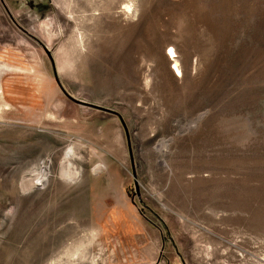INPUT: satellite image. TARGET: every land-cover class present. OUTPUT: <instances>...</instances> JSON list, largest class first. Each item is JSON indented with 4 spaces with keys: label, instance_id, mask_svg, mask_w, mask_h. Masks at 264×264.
<instances>
[{
    "label": "rangeland",
    "instance_id": "rangeland-1",
    "mask_svg": "<svg viewBox=\"0 0 264 264\" xmlns=\"http://www.w3.org/2000/svg\"><path fill=\"white\" fill-rule=\"evenodd\" d=\"M0 264H264V0H0Z\"/></svg>",
    "mask_w": 264,
    "mask_h": 264
},
{
    "label": "bare ground",
    "instance_id": "bare-ground-1",
    "mask_svg": "<svg viewBox=\"0 0 264 264\" xmlns=\"http://www.w3.org/2000/svg\"><path fill=\"white\" fill-rule=\"evenodd\" d=\"M170 53L171 54H173L174 53V51L172 50V49H170ZM167 55H169V54H167ZM170 56V55H169ZM172 63L174 64V66H175V70H177V72H180V70H179V68H178V64H177V61L176 60H172ZM176 72V73H177ZM164 147V146H163ZM37 176H38V174H37ZM39 177V176H38ZM37 177H34L33 179H36ZM33 179H32V183H33ZM40 180V179H39ZM23 183V182H22ZM26 184H28V182H25L24 183V186L26 185ZM34 184V183H33ZM25 187H27V186H25Z\"/></svg>",
    "mask_w": 264,
    "mask_h": 264
}]
</instances>
